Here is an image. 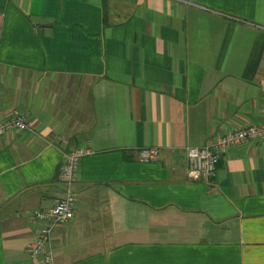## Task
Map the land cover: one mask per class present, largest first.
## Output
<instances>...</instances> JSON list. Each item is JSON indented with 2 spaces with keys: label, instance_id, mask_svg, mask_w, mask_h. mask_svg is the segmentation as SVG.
<instances>
[{
  "label": "crops",
  "instance_id": "1",
  "mask_svg": "<svg viewBox=\"0 0 264 264\" xmlns=\"http://www.w3.org/2000/svg\"><path fill=\"white\" fill-rule=\"evenodd\" d=\"M264 0H0V264H264V140L189 180L187 149L264 123ZM87 146L53 259L26 251ZM156 156L141 160L140 151Z\"/></svg>",
  "mask_w": 264,
  "mask_h": 264
},
{
  "label": "built area",
  "instance_id": "2",
  "mask_svg": "<svg viewBox=\"0 0 264 264\" xmlns=\"http://www.w3.org/2000/svg\"><path fill=\"white\" fill-rule=\"evenodd\" d=\"M264 96V79L258 81ZM26 122L21 114L11 115L0 120V135L9 130H24ZM251 139L264 140V123L245 125L215 136L212 141L201 147L187 149L186 176L189 180L212 175L215 162L219 154L227 147L241 144ZM156 148L149 147L140 151V159L148 160L156 156ZM90 153L87 146H78L65 153L58 167V179L64 184L65 191L61 198L54 200L47 210L34 209L31 219L39 226L33 240L26 251L30 258L40 257L44 263H51L53 259L50 248V236L57 223L68 221L72 217L74 195L70 190L76 179L79 160Z\"/></svg>",
  "mask_w": 264,
  "mask_h": 264
}]
</instances>
